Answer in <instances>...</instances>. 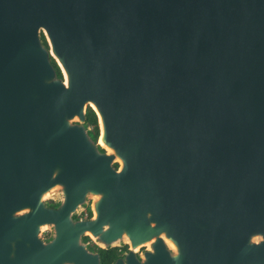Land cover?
<instances>
[{"label": "water", "instance_id": "95a60500", "mask_svg": "<svg viewBox=\"0 0 264 264\" xmlns=\"http://www.w3.org/2000/svg\"><path fill=\"white\" fill-rule=\"evenodd\" d=\"M83 235L264 264V0H0V264H99Z\"/></svg>", "mask_w": 264, "mask_h": 264}, {"label": "trees", "instance_id": "16d2710c", "mask_svg": "<svg viewBox=\"0 0 264 264\" xmlns=\"http://www.w3.org/2000/svg\"><path fill=\"white\" fill-rule=\"evenodd\" d=\"M41 39H42L43 43H45V44L47 43L43 34L41 35ZM51 63L54 65L58 75H61L60 69H59L58 65L56 64V62L53 58H51ZM85 124L89 128V130H88L89 134L96 141L98 138V135H99L98 121H97L96 113L89 106L87 107L86 113H85ZM114 165L117 166V163H115ZM50 203H52V202H50ZM85 213H86V217L91 216L90 207L87 206L85 211L82 214L84 215ZM96 248L100 252L101 264H110L119 255L117 247H112V248H108V249H102V248H98V247H96Z\"/></svg>", "mask_w": 264, "mask_h": 264}, {"label": "flooded vegetation", "instance_id": "af4514ba", "mask_svg": "<svg viewBox=\"0 0 264 264\" xmlns=\"http://www.w3.org/2000/svg\"><path fill=\"white\" fill-rule=\"evenodd\" d=\"M115 167H117V166H115ZM50 202H52V203H50ZM45 205L49 206V207H55L57 205V200H53L52 199V200H49V201H45ZM88 207H90V206H88ZM90 210H91V208H90ZM82 213L83 212L76 213V214H74V217L77 218V219H88V218H91V216L93 215L92 210H91V216L90 217H86V213L84 215ZM51 232L52 231H51V228H50V231L46 232V235L45 236H41V238H43L44 240H48L50 238V236H51ZM83 241L87 243V247H88V249L90 251L99 253V259H100V252L98 251V249L96 247L102 248V249H108V248H112V247H117L118 248L117 249L118 250V254H119L117 256V258L123 257L126 254V252L129 250V244L128 243H121L120 245H115V246L106 247V248L102 247L96 240H94L92 237H90L88 235L87 236L83 235ZM146 249H147L146 246H141L136 251L137 255H140ZM116 259L110 264H113L116 261ZM99 264H101V259H100Z\"/></svg>", "mask_w": 264, "mask_h": 264}, {"label": "rangeland", "instance_id": "374dc122", "mask_svg": "<svg viewBox=\"0 0 264 264\" xmlns=\"http://www.w3.org/2000/svg\"><path fill=\"white\" fill-rule=\"evenodd\" d=\"M117 163V162H116ZM115 164V163H114ZM117 166H118V163H117ZM60 197V194L58 193V190L57 188H54L52 190V192H50L46 197H45V201H49V200H58ZM94 200V197L89 195L87 197V204H85L84 206L80 207L76 213H81V212H84L85 209H86V206H92V202ZM50 226L46 225V226H43V228L41 229V236H45L46 235V232L50 231Z\"/></svg>", "mask_w": 264, "mask_h": 264}, {"label": "bare ground", "instance_id": "6f19581e", "mask_svg": "<svg viewBox=\"0 0 264 264\" xmlns=\"http://www.w3.org/2000/svg\"><path fill=\"white\" fill-rule=\"evenodd\" d=\"M98 142H99V143L101 142V141H100V138H99V141H98Z\"/></svg>", "mask_w": 264, "mask_h": 264}]
</instances>
